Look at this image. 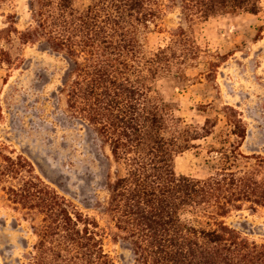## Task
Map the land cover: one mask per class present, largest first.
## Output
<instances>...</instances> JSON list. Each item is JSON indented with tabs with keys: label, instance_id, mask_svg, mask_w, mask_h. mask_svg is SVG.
I'll return each instance as SVG.
<instances>
[{
	"label": "trees",
	"instance_id": "trees-1",
	"mask_svg": "<svg viewBox=\"0 0 264 264\" xmlns=\"http://www.w3.org/2000/svg\"><path fill=\"white\" fill-rule=\"evenodd\" d=\"M73 2L29 0L23 31L8 15L0 28V66L17 63L23 47L36 44L66 61L58 89L63 112L85 124L116 164L106 175L105 195L93 205L105 226L47 185L26 158L1 155L0 192L34 238L23 264H114L104 250L107 235L128 248L132 264H264V244L224 222L243 204L264 208V158L245 156L238 142L228 141L213 148L220 156L214 174L176 175L174 157L215 125L175 117L152 90L157 77L210 56L194 37V21L228 11L257 15L262 0H92L81 10ZM166 9L178 10V25L165 46L145 53L143 35L151 26L160 29ZM209 62L206 76L217 68ZM221 110L229 134L244 139L238 112Z\"/></svg>",
	"mask_w": 264,
	"mask_h": 264
},
{
	"label": "rangeland",
	"instance_id": "rangeland-1",
	"mask_svg": "<svg viewBox=\"0 0 264 264\" xmlns=\"http://www.w3.org/2000/svg\"><path fill=\"white\" fill-rule=\"evenodd\" d=\"M91 1L74 0L73 6L81 10ZM8 15L15 17L17 29L23 31L30 23L29 0H0V28ZM178 21V10L166 9L158 21L160 29L151 26L144 33V52L165 46ZM261 26L264 0L257 15L228 11L194 21V37L209 49L210 56L202 55L177 75L152 82V90L175 117L200 127L205 119L215 125L208 137L174 157L176 175L204 179L214 174L220 156L213 148L228 146V141L238 142L245 156L264 158V31H257ZM20 58L12 66H0V161L1 155L23 156L47 185L104 227L93 205L105 195L106 175L116 164L85 124L63 112L65 103L58 89L67 63L39 44L23 47ZM209 61L218 62L212 76H206ZM223 106L238 112L244 139L229 134ZM248 162L254 164L253 159ZM224 222L248 240L264 244V208L251 211L243 204ZM33 241L29 223L0 192V264H23ZM104 250L114 264H132L128 248L113 242L110 235Z\"/></svg>",
	"mask_w": 264,
	"mask_h": 264
}]
</instances>
